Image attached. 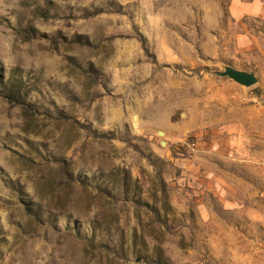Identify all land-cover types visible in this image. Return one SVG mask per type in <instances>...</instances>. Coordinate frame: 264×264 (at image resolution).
Returning a JSON list of instances; mask_svg holds the SVG:
<instances>
[{"label":"rangeland","instance_id":"obj_1","mask_svg":"<svg viewBox=\"0 0 264 264\" xmlns=\"http://www.w3.org/2000/svg\"><path fill=\"white\" fill-rule=\"evenodd\" d=\"M232 2L0 0V264H264V19Z\"/></svg>","mask_w":264,"mask_h":264},{"label":"crops","instance_id":"obj_2","mask_svg":"<svg viewBox=\"0 0 264 264\" xmlns=\"http://www.w3.org/2000/svg\"><path fill=\"white\" fill-rule=\"evenodd\" d=\"M231 14L236 20L246 17L264 19V0H233Z\"/></svg>","mask_w":264,"mask_h":264},{"label":"water","instance_id":"obj_3","mask_svg":"<svg viewBox=\"0 0 264 264\" xmlns=\"http://www.w3.org/2000/svg\"><path fill=\"white\" fill-rule=\"evenodd\" d=\"M217 75L222 78H229L245 88L254 87L258 83L255 73L240 71L233 67H226L223 72H218ZM159 134L161 136L165 135L164 132H159Z\"/></svg>","mask_w":264,"mask_h":264}]
</instances>
